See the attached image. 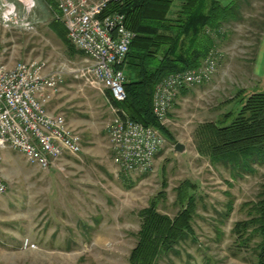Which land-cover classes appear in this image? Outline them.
Instances as JSON below:
<instances>
[{
  "label": "rangeland",
  "instance_id": "1",
  "mask_svg": "<svg viewBox=\"0 0 264 264\" xmlns=\"http://www.w3.org/2000/svg\"><path fill=\"white\" fill-rule=\"evenodd\" d=\"M242 1L237 19L209 31L212 47L200 63L211 53L216 71L208 82L177 94L168 121L161 124L172 140L163 137L147 171L129 174L114 163L107 126L118 108L107 101L102 85L64 75L48 109L62 113L79 133L81 151L48 170L28 164L18 152H5L0 163L6 186L0 196V264H129L139 211L161 192L158 211L175 216L176 190L184 181L198 187L195 238L181 241L177 253L160 256L157 264L256 262L259 237L239 246L232 228L250 217L264 188V164L250 173L237 172L212 164L198 151L201 126L236 112L239 91L264 92V83L249 72L264 29V0ZM10 8L13 12L7 13ZM55 17L44 0H0V59L9 64L42 59L48 70L85 67L84 55L73 45L68 49L53 28ZM176 142L184 145L183 152L175 151Z\"/></svg>",
  "mask_w": 264,
  "mask_h": 264
},
{
  "label": "trees",
  "instance_id": "2",
  "mask_svg": "<svg viewBox=\"0 0 264 264\" xmlns=\"http://www.w3.org/2000/svg\"><path fill=\"white\" fill-rule=\"evenodd\" d=\"M55 14L52 26L72 51L66 29L59 18L55 0H44ZM175 0H118L108 4L104 13L117 12L125 17V26L134 33L124 62L125 99L115 102L106 92L109 103L119 113L145 127L158 129L168 141V129L152 112L156 85L166 76L197 68L212 47L210 30L222 22L237 19L242 0L223 6L216 0H182L175 17L169 11ZM243 2V1H242ZM182 94L185 89H181ZM236 97L240 108L224 114L222 121L201 126L198 151L212 164H223L235 171L252 172L264 164V92L242 93ZM235 97V98H236ZM197 185L183 182L176 190L179 210L170 217L157 209L161 192L147 208L139 211L140 228L137 242L130 252L129 264H157L160 256L177 253L176 246L195 238L192 225L197 208ZM227 209L225 217L231 212ZM250 217L233 225L239 246L259 237L256 262L264 264V188L253 204Z\"/></svg>",
  "mask_w": 264,
  "mask_h": 264
},
{
  "label": "built area",
  "instance_id": "3",
  "mask_svg": "<svg viewBox=\"0 0 264 264\" xmlns=\"http://www.w3.org/2000/svg\"><path fill=\"white\" fill-rule=\"evenodd\" d=\"M116 1L55 0L69 42L87 61L83 68L66 70L62 66L48 70V62L42 59L13 64L0 59V163L3 152L10 149L22 155L28 164L48 170L65 156L81 151L79 133L62 113L48 109L65 74L102 85L115 102L125 99L126 78L119 66L126 58L134 33L126 28L124 15L104 13L108 4ZM209 55L197 68L170 74L156 85L152 112L161 124L168 121L181 89L211 79L217 60ZM114 112L107 126L114 163L129 174L149 170L164 143L163 136L157 129L121 115L118 109ZM5 189L0 168V196Z\"/></svg>",
  "mask_w": 264,
  "mask_h": 264
},
{
  "label": "crops",
  "instance_id": "4",
  "mask_svg": "<svg viewBox=\"0 0 264 264\" xmlns=\"http://www.w3.org/2000/svg\"><path fill=\"white\" fill-rule=\"evenodd\" d=\"M175 1H174L173 5L171 6L170 11H169V16L170 17H175V14H176L177 10L181 6L182 0H178L179 3L177 5H175ZM216 1L219 2L220 4H222L223 6H226V5H229L230 3H232L235 0H216ZM9 11H10V9H8L7 13H12V11H10V12ZM249 72H250L252 78L258 84L264 83V29H263L261 37H260V39L258 41L256 54H255L253 62L251 63V67H250V71ZM105 97H106L107 101L109 102V99H108L106 94H105ZM8 150H10V149H8ZM6 151L7 150H5L3 152V155L5 154ZM3 155H2V158H3ZM2 176L4 177L3 174H2Z\"/></svg>",
  "mask_w": 264,
  "mask_h": 264
},
{
  "label": "water",
  "instance_id": "5",
  "mask_svg": "<svg viewBox=\"0 0 264 264\" xmlns=\"http://www.w3.org/2000/svg\"><path fill=\"white\" fill-rule=\"evenodd\" d=\"M184 148H185L184 145L181 144V143H179V142H176V143L174 144V149H175V151H177V152H183Z\"/></svg>",
  "mask_w": 264,
  "mask_h": 264
}]
</instances>
